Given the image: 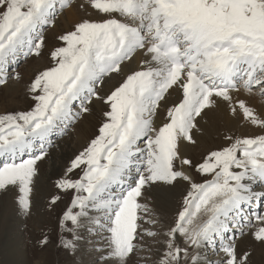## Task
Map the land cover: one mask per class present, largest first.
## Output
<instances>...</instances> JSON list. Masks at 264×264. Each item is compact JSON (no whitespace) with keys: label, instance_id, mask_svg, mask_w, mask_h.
<instances>
[{"label":"snow or ice","instance_id":"obj_1","mask_svg":"<svg viewBox=\"0 0 264 264\" xmlns=\"http://www.w3.org/2000/svg\"><path fill=\"white\" fill-rule=\"evenodd\" d=\"M46 54L27 110L0 112V210L54 215L39 249L55 234L65 264H264V0H0V87ZM97 112L41 205L56 139Z\"/></svg>","mask_w":264,"mask_h":264},{"label":"rangeland","instance_id":"obj_2","mask_svg":"<svg viewBox=\"0 0 264 264\" xmlns=\"http://www.w3.org/2000/svg\"><path fill=\"white\" fill-rule=\"evenodd\" d=\"M63 16L64 15H61L59 17L57 27L54 30L55 32H59L61 31L62 28H66L68 26L67 22L64 23L63 21L64 19H62ZM47 35L49 37V41H48L49 46H51L52 43L54 42L52 40L53 31L49 30ZM40 60H45V61L39 65ZM48 62L49 61L47 58V54L45 55L44 58L39 60L29 58L27 60L21 61L17 70L22 73L23 79L19 82L14 80L9 81V85L18 86L20 92L18 93V95L16 94L12 95L13 97L12 98V97H8L7 95V92L9 91L8 87L6 88L0 87V112L4 110H8V111L27 110L30 100L25 95V92H26V85L29 82V78L32 76L33 72L36 69L43 67ZM30 63H34V64L32 65V67H30L31 69H27L29 68L27 65H29ZM12 99L14 101H12ZM98 119H99V113L97 112L92 117L86 118L85 120L86 121L88 120L87 122L85 120L84 122L83 121L81 122L80 124L82 126L81 130H83V128L86 129L87 134H85L86 136L83 135L81 141L79 140L80 142L78 141V133H77L78 130H76L74 134L65 136L66 143L60 146V150L59 149L56 150L57 147L59 148L58 145L59 139H56L57 147L54 149V151L56 150L58 153H60L59 157L61 159L58 157V160H56L57 163H55L56 167L54 169H53L54 160L52 159L48 160L47 165H43L45 178L42 179L38 192V195L41 198L40 199L41 205H43L44 198L51 191V181L48 180L46 177H48L49 175L52 176L54 179L55 178V176L53 175L54 173L63 172L64 168L66 167L67 163L70 160L69 157L72 158L79 150H81L82 146L84 145L90 134H92L95 131V126L97 125ZM88 125L89 126L92 125L90 126L91 128ZM237 131L248 132V133L252 132L250 129H244L243 127H238ZM64 138H62L61 140H63ZM64 146L65 149L69 147L68 152L70 153L68 155H65V152H67L66 150L64 151V153L63 151H61V149H63ZM211 146L212 144L209 145V147ZM203 151H204L203 146H201L200 148L193 149L188 154L193 156L195 159H199L200 154ZM47 168L49 170H47ZM60 168L62 170H60ZM178 196L179 195H177L175 198L177 202L179 201ZM6 207L3 210H0V264H65L66 258L64 252L55 247V244L57 243L55 234L52 235L53 243L49 245L47 248L41 250L35 244L36 239H38L40 236L41 230L42 229L46 230L45 226H50L54 223L55 221L54 215H51L48 212L44 211L43 208L41 207V210L37 214L33 215L31 218L26 219L25 217L20 216L15 212L14 208H12V204L10 201L7 203ZM60 207L62 208L63 205H61ZM6 227H8L10 238L7 235L8 233L5 234ZM10 243L14 247L15 251L12 250L10 251L11 248Z\"/></svg>","mask_w":264,"mask_h":264},{"label":"bare ground","instance_id":"obj_3","mask_svg":"<svg viewBox=\"0 0 264 264\" xmlns=\"http://www.w3.org/2000/svg\"><path fill=\"white\" fill-rule=\"evenodd\" d=\"M79 15V13H77L76 12V10L75 9H72V10H69V11H67L65 14H64V16L62 17V19H64L63 21H64V23H66L67 22V24H68V22L69 21H71V20H74V19H76L77 18V16ZM67 26V25H66ZM45 60H40L39 61V65L40 64H42L43 62H44ZM34 63H30L29 65H27L29 68H27V69H31L30 67H32V65H33ZM26 69V70H27ZM29 72V71H28ZM8 89H9V91L7 92V95H8V97H12V95H18V93L20 92V89H19V87L18 86H14V85H8ZM175 97H176V94L175 93H173V96H172V99H175ZM13 98V97H12ZM12 101H14L13 99H12ZM86 121V120H85ZM88 121V120H87ZM86 121V122H87ZM84 122V121H83ZM91 122V121H90ZM91 124V123H90ZM89 126V125H88ZM90 126H92V125H90ZM89 126V127H90ZM82 126L81 125H79L78 126V128H77V130H78V141L80 140L81 141V139H82V137H83V135H85V134H87V132H86V129H84L83 128V130H81L82 128H81ZM88 127V128H89ZM91 128V127H90ZM244 129H250L251 131H253L254 129H252V128H244ZM89 132V131H88ZM84 133V134H83ZM91 135V134H90ZM86 136V135H85ZM88 136H89V133H88ZM65 137V136H64ZM64 137H61V138H59V143H58V145H59V148L57 147V149L56 150H60V146L62 145V144H64V143H66L65 141H66V137L64 138ZM62 138H64L63 140H61ZM79 141V142H80ZM209 141V142H208ZM206 143L204 142V141H202L201 142V146H203V149L205 150V148H207V147H209V145L210 144H213L212 142V140H208ZM83 143V142H82ZM80 145H81V143H80ZM200 146V147H201ZM80 147V146H79ZM69 147H67V149H65V146L63 147V149H61V151H63V153H64V151L66 150L67 152H65V155H68L70 152H68L69 151V149H68ZM76 148V147H75ZM54 151V155H53V157H52V160H54L53 161V164H54V166H53V169L56 167V165H55V163H57L56 162V160H58V157H59V154L60 153H58L57 151ZM193 149L191 148V147H188L187 149H185V151L187 152V153H189V152H191ZM63 155V154H62ZM72 156V155H71ZM66 157V156H65ZM60 158V157H59ZM61 159V158H60ZM69 159H71V157H69ZM69 159H67V160H69ZM63 161V160H62ZM60 162V161H59ZM64 162V161H63ZM50 163V162H49ZM65 163V162H64ZM48 164V161H46L45 163H44V165H47ZM66 164V163H65ZM47 167V166H46ZM49 167V166H48ZM58 168V167H57ZM47 170H49L48 168H47ZM46 170V171H47ZM60 170H62L61 168H60ZM53 171V170H52ZM47 173V172H46ZM47 175V174H46ZM49 176V175H48ZM47 184V183H46ZM257 190H261V189H257ZM179 197V196H178ZM177 197V198H178ZM7 208V207H6ZM12 208H13V206H12ZM9 214V213H8ZM6 233H8L7 235H8V237L10 238V236H9V231H8V227H6L5 228V234ZM8 243H9V240H8ZM10 246H11V248H10V251L12 250V251H15L14 250V247L11 245V243H10ZM256 259L258 260V261H260L261 260V257H260V255H259V253H258V255H257V257H256Z\"/></svg>","mask_w":264,"mask_h":264}]
</instances>
